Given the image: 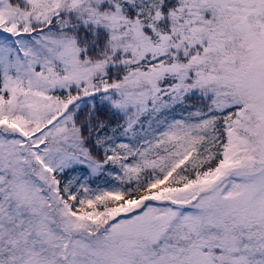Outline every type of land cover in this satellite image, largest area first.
I'll return each mask as SVG.
<instances>
[{
  "label": "snow or ice",
  "instance_id": "snow-or-ice-1",
  "mask_svg": "<svg viewBox=\"0 0 264 264\" xmlns=\"http://www.w3.org/2000/svg\"><path fill=\"white\" fill-rule=\"evenodd\" d=\"M0 264H264V0H0Z\"/></svg>",
  "mask_w": 264,
  "mask_h": 264
}]
</instances>
